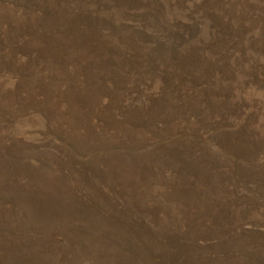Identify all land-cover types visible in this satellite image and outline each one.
Returning a JSON list of instances; mask_svg holds the SVG:
<instances>
[{
    "label": "rangeland",
    "instance_id": "obj_1",
    "mask_svg": "<svg viewBox=\"0 0 264 264\" xmlns=\"http://www.w3.org/2000/svg\"><path fill=\"white\" fill-rule=\"evenodd\" d=\"M0 264H264V0H0Z\"/></svg>",
    "mask_w": 264,
    "mask_h": 264
}]
</instances>
